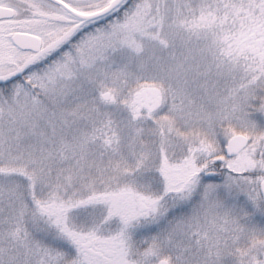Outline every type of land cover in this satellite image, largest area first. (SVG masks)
I'll list each match as a JSON object with an SVG mask.
<instances>
[{
    "label": "snow or ice",
    "instance_id": "1",
    "mask_svg": "<svg viewBox=\"0 0 264 264\" xmlns=\"http://www.w3.org/2000/svg\"><path fill=\"white\" fill-rule=\"evenodd\" d=\"M0 264H264V0H0Z\"/></svg>",
    "mask_w": 264,
    "mask_h": 264
}]
</instances>
